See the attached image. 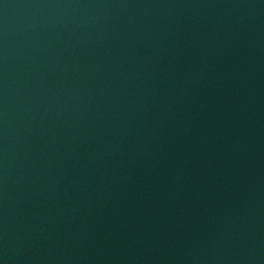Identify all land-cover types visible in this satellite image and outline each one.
<instances>
[{"label": "water", "instance_id": "water-1", "mask_svg": "<svg viewBox=\"0 0 264 264\" xmlns=\"http://www.w3.org/2000/svg\"><path fill=\"white\" fill-rule=\"evenodd\" d=\"M0 264H264V0H0Z\"/></svg>", "mask_w": 264, "mask_h": 264}]
</instances>
